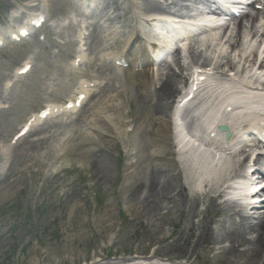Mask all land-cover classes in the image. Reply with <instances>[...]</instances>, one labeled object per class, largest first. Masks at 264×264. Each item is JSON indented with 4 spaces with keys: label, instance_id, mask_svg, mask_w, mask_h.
Here are the masks:
<instances>
[{
    "label": "rangeland",
    "instance_id": "374dc122",
    "mask_svg": "<svg viewBox=\"0 0 264 264\" xmlns=\"http://www.w3.org/2000/svg\"><path fill=\"white\" fill-rule=\"evenodd\" d=\"M99 1L93 10L99 11L106 4L111 8L104 9L100 18L97 15L82 18L86 22L81 29L86 37L82 50L92 67L81 65L80 68L89 72L96 84L88 88L91 97L83 115L79 110V113L69 112L48 120L13 144L12 137L27 118L46 105L62 106L79 91V79L74 82L72 79L80 69H73L71 60L74 51L80 48L74 40L82 21L80 17H75L78 21L70 18L74 12H80L77 0H0L2 31L12 25L17 27L32 11L39 10L46 18L44 30L35 31L24 41L0 38L6 43L0 47V188L4 191L0 193V264H122V261H138L150 256L167 263L243 264V257L226 249V243L221 245L224 251L218 246L210 250L211 244L195 251L188 246L182 249L181 243L186 238L193 240V234L198 233L206 201H200L195 192L186 193L185 199L176 198L174 203L168 200L176 186L179 187L177 166L157 167L154 166L157 163L143 159V170L133 167L128 130L133 123L136 99L126 88L122 97L117 98L105 86L123 91L124 82L120 70L103 56L115 50L111 34L116 33L112 32L120 31L117 34L122 37L115 35L118 38L115 42H119L118 46L123 44L131 25L129 12L136 10L135 7H144L145 2L134 0L132 8L126 0ZM30 4L34 7L26 6ZM252 11L248 8L245 12ZM107 15L117 16L110 21L114 26L112 30L104 27L109 25V22L103 23ZM254 21V31L262 32L264 20ZM231 27L236 29L237 23ZM223 31H217L216 37ZM259 40L252 39L245 31L240 38L242 47H236V54L257 51ZM184 45L185 52L187 43ZM221 50L230 51L227 45L221 44L216 56ZM212 53L203 51V56ZM180 62L185 67L183 74L188 75L193 66L200 65L201 59L187 58ZM25 63L29 71L24 75L16 74ZM152 73L151 91L156 86V68ZM6 82H9L8 87ZM185 84L186 81H178V93ZM178 93L153 113L169 115ZM100 98L103 100L97 112L107 115L105 110L113 105L114 111L109 112L114 116L112 122H108L104 138L94 144L97 150L87 154L79 144V135L89 126L85 122L91 117L88 110H95L92 106ZM43 137L44 140H37ZM139 137H143L140 129L136 131L135 140ZM66 139H73L77 144L67 145ZM147 152L144 151L145 155ZM167 157L175 156L168 153ZM152 169L161 170L153 175L161 185L165 183L155 199L156 206H151L153 209L140 203L143 195H137ZM127 174H130L129 180ZM210 218V226L216 233L235 229L238 224L234 220L223 223L220 213H211ZM256 219L249 221L255 223Z\"/></svg>",
    "mask_w": 264,
    "mask_h": 264
},
{
    "label": "bare ground",
    "instance_id": "6f19581e",
    "mask_svg": "<svg viewBox=\"0 0 264 264\" xmlns=\"http://www.w3.org/2000/svg\"><path fill=\"white\" fill-rule=\"evenodd\" d=\"M143 1L145 2L144 12L157 10L158 8L170 9L168 5L165 4L164 6H161L154 0ZM178 4L179 0H171L170 2L172 8L177 7ZM255 5L263 6V9L258 11L256 15L245 13L242 17L231 20V22H237V31L234 36L233 29H230V25H226L225 31H223L220 37L217 38L213 35L201 38L200 40V33L204 32V29H201L199 34L195 35V40L189 44L187 50L185 49L186 53L189 51L187 57L190 58L191 61L198 58L201 59L200 67H198V70L193 71V78L190 83V89L187 91L188 93L186 92L182 95L185 96L188 103H186V105L195 103L194 101L200 97V89L202 88H209V96L215 97L216 90L218 89L216 86L218 84L224 83L223 86L220 87L224 88L229 86V83L234 84L235 80L237 81V79L241 78V83L245 85L251 82L252 80H250V78L256 77V74H260L257 77L264 79V75L262 76V73L264 72V58L256 63L259 51L264 48L263 43H261L257 53H252L248 56L242 51H240V53L238 51L236 54V47H241L240 38L245 34L243 30L252 34V38H257L258 36V33L254 31L255 26L253 25V21L255 18H259L260 20L264 19V5L259 1H254V6ZM109 7V5L106 6V8ZM103 15L104 13L102 11L97 14L99 18ZM173 15L174 14H171V16ZM103 19L105 20L104 22L110 23L111 21V18H108L107 16ZM168 19L169 18H166V20ZM244 20H246L245 23ZM132 21L133 26L129 30L125 43L121 46L122 48L120 47L121 50L112 53L111 57H108L107 59L110 60L112 64H116L122 69L126 91L127 93L132 94L136 99L137 105L133 118L135 124L132 133H135V131L140 129V134H142L143 137H139L138 140L134 139V143L131 145L135 170H143V159L145 162L146 159L150 160L151 164L157 163L154 165L157 167H166L167 164L176 166V161L173 159H167V154H179V150L176 153V148L178 147L189 149V154H194L195 156L197 154L199 158L197 157L196 166L199 168L200 172L196 173L195 169L193 170L191 167L177 166L178 174L176 177L178 178L179 187L176 186V191H174V194L168 198L172 203H174L175 199L178 197L185 199L187 192L194 193L192 187L196 182V184L200 185V201H206L203 216L201 214L200 222L197 226L198 233L193 234V240H191V238H186L181 243L182 249H187L188 246L192 251H195L199 247L208 248L211 244L210 250L214 251V247L218 246L221 251H224V249L221 248V245H225L226 243V246H224L226 249L243 257V264H262L264 262V198L261 197V200L254 205H251L250 203L251 206L249 212L241 209L237 210V206L234 203L228 200H223V198L224 190L227 188L229 181L232 178L239 176L244 169L253 170V172L257 173L259 176L264 177V154L261 151V149H264V141H261L264 140V128L250 124L249 122L244 123L237 120L234 122L232 120V124L228 129L229 135L227 138H223V135L221 136L218 134L210 136L211 131L207 124L208 121H206L202 130H206L208 137L206 139H201L200 103L194 105L193 108L187 109L184 113V117L178 118V120L181 121H179V124L177 125L173 123V119H171L170 116L153 113L154 110L163 108V105L172 99L173 95L178 91V81L179 83H183L187 79L186 76H183L185 67L180 62L177 49L173 52L171 60L172 66L171 64L165 63L162 68L157 70L156 86L154 90L151 91L150 85L154 83V78L153 73L150 72V64L153 63V61L149 58L148 53L146 52L147 41L150 40L148 39L149 37H147L148 34L143 29L144 26L150 27V25L146 22L148 19L146 21L142 20L138 12L133 13ZM169 23L173 24H169L172 29L183 28L185 25L184 23H174L171 21ZM106 28L110 27L107 26ZM229 30L230 35L228 36L227 32H229ZM261 36H264V31L260 37ZM221 44L224 46L227 45L230 51L223 55H217L216 60H214L217 49H219ZM114 45L117 46L118 42H115ZM203 51H205V54L208 51H213L214 53L203 56ZM79 58L83 61L82 57ZM235 59H238V62H236ZM237 64L239 69H236ZM210 66H212L211 70L209 68ZM174 68L177 69V71ZM231 73H233V75ZM72 81H75V79H72ZM83 86L79 93L86 97L85 93L88 91L83 89ZM107 87L113 90V93L119 98V92L114 88ZM261 87H264V81L261 83ZM122 92L124 93L125 90ZM102 100L103 98H100L94 103L92 107H95V110L94 108L88 110L89 113H91V117L87 118L85 122H87V126H89L85 129L84 133L79 135V144L84 146L85 151H83L87 154L96 150L94 144L104 138L103 134L108 129V122H112L111 117L114 116V114L109 112L114 111L115 106L113 105L110 109L105 110L108 113L107 115H105V113L100 114L97 112L98 106H101ZM183 101L185 100L183 99ZM175 104L176 103H174V105ZM87 106L86 104L83 106L80 112L81 116ZM180 108L181 106L177 105L172 115L178 117ZM53 109L54 108L52 107V110ZM215 111L216 110L211 108L210 113L212 114ZM182 121H186L184 123L188 130L196 131L193 134H190V132H187V130L184 129L188 135L182 136L180 133L182 131L180 123ZM227 121L229 120L227 119ZM33 131L36 130L34 129ZM49 138L52 140L53 136H50ZM249 139L260 140L261 142L255 144L251 143ZM40 140L42 139L38 138V141ZM200 140L204 142L208 149L212 148L215 150L216 154H224L226 157L224 164H227L228 160L231 158L238 159L239 162L233 161L230 165H224L220 171L209 169V167L205 165L204 166L207 168L200 166ZM66 142L70 146L77 144L73 139H66ZM236 149L238 150L235 151ZM145 150L148 151L146 155L144 153ZM254 152H257L255 154L256 156L253 158L252 162L248 161L247 158L250 157L251 154L254 155ZM159 171L161 170L152 169L149 172L148 180L145 183H142L137 190L138 196L143 195L142 201L139 198L140 203L143 205L147 204V206L152 209V205L156 206L155 199L160 191H162L160 189L165 185V183L161 185L159 179L157 180V178L154 177V175L159 174ZM252 176L253 173L251 174V178ZM126 179H130V174H127ZM2 189L3 188L1 187L0 193H4ZM260 191L261 190L254 193L249 199H253ZM1 197L0 194V198ZM210 211L212 214L220 213L224 217L223 221L233 219L235 221L236 219V221H238L237 227L234 230H225L216 233L210 226ZM194 212H196L195 208ZM256 218L258 222L255 224L248 223L249 220ZM180 237L181 236H179L178 239H180ZM184 254H187V251H185ZM191 256L192 254L190 257ZM154 257L155 256H150L145 259L131 262L122 261V264H186L183 261L179 263L170 261V263H167ZM93 264L98 263L93 262ZM119 264H121V262H119Z\"/></svg>",
    "mask_w": 264,
    "mask_h": 264
}]
</instances>
